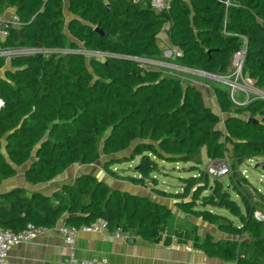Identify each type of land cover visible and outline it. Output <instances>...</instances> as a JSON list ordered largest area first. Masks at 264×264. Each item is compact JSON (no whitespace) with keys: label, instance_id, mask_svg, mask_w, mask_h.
<instances>
[{"label":"trees","instance_id":"16d2710c","mask_svg":"<svg viewBox=\"0 0 264 264\" xmlns=\"http://www.w3.org/2000/svg\"><path fill=\"white\" fill-rule=\"evenodd\" d=\"M9 7L17 9L20 25L0 41L1 48L82 46L103 58L72 53L11 59L15 71L0 78L5 104L0 111V187L23 167L30 185L49 184L73 165H94L101 152L112 157L104 172L135 186H144L159 171L156 160L196 164L204 148L212 162L230 155L234 163L227 184L214 178L211 185V176L196 167L199 176L181 179L182 191L173 196L176 208L218 226L221 233L250 238L235 242L209 236L198 245L207 256L264 264V221L255 219L258 207L242 190L249 181L237 175L246 161H264V100L239 107L228 88L211 85L222 119L197 87L137 61L163 60L158 41L164 29L171 48L180 53L174 59L177 65L205 74L226 73L234 55L245 48L244 76L264 92V0H173L162 13L128 0H69V21L64 0L0 1L1 14ZM66 28L75 42L66 36ZM4 66L1 58L0 69ZM129 150L131 157H117ZM138 157V176L114 171V166ZM163 193L156 190L157 195ZM207 207L228 212L237 223ZM100 219L110 231L135 232L151 241L165 234L173 213L89 174L52 196L21 187L0 192V228L6 231L21 233L29 225L52 231L61 220L80 229Z\"/></svg>","mask_w":264,"mask_h":264},{"label":"crops","instance_id":"0c3cea01","mask_svg":"<svg viewBox=\"0 0 264 264\" xmlns=\"http://www.w3.org/2000/svg\"><path fill=\"white\" fill-rule=\"evenodd\" d=\"M64 4L65 18L66 21H69L72 18V15L69 13V0H64ZM16 12V8L9 7L2 13V15L6 20H9L16 15ZM64 32L71 42H75V40L70 37L68 28H66ZM165 37L166 41H163L171 48L166 32ZM160 39L161 36L159 37V41ZM159 41L158 44L160 46ZM160 48L162 49L161 46ZM3 59L5 60V66L0 69V78L6 79V72L15 70L11 68V59ZM198 89L203 93L206 104L208 101L209 104H211V106H207L215 114L221 116L222 114L212 88L202 85L201 89ZM202 150H205L204 156L206 159H204V165H206L207 162H210L211 160L207 157L206 149L204 148ZM3 152L5 153L4 150ZM199 161L201 164L190 163L191 170L185 172L191 173L192 175L185 176L179 174L178 179H187L195 177V175L199 176V173L196 174L194 172V170L198 171L196 167L200 168V165H202L203 160L199 159ZM204 165L201 166L202 169ZM78 168V165H73L49 184L38 186L30 185L26 181L24 173L22 176L18 173L16 178L3 182L0 187V192L12 189L13 187H21L27 190V185L29 184L30 187H36L32 192H41L44 195L52 196L54 193L59 192L63 186L71 184L76 177L82 174H89L97 177L114 190L145 197L171 209L167 203L155 201V196L152 197V194L144 191L141 187L135 186L129 182H116L106 173L102 174L90 170L82 171ZM185 170H187V168H185ZM15 180L18 181L15 182ZM6 183H11L12 185L7 187ZM41 186L47 187L45 188V191L41 190ZM211 212L230 218L228 212L224 210H211ZM172 213L173 219L169 222L168 229L165 234L156 240H144L135 232L124 233L123 236L118 239L115 236V231L107 230L90 233L79 231L75 236L73 246H69L66 243L65 237L59 233L60 227L64 224L63 220H61L54 230L43 233L33 242L12 248L9 258L14 264H62L69 259L71 255L79 261H88L103 257L108 260L109 264H237L236 262H225L219 258L209 257L204 251L198 248V245L205 242L206 238L209 236L213 237L215 241H250V238L247 237L242 239L237 237V239H235L234 236L221 233L218 226H212L202 219H197L190 214H185L178 208L175 211L172 210ZM130 241L134 242L131 243Z\"/></svg>","mask_w":264,"mask_h":264},{"label":"rangeland","instance_id":"374dc122","mask_svg":"<svg viewBox=\"0 0 264 264\" xmlns=\"http://www.w3.org/2000/svg\"><path fill=\"white\" fill-rule=\"evenodd\" d=\"M165 32L166 30L164 29L159 35V37L161 36L159 43L163 50V55H162L163 60H148V59L138 60V62H140L143 65V67L149 70L162 71L164 72L165 75H168L174 78H179L184 82V84H190L200 89L202 85L209 86V87H211V85H215V86L220 85L219 83H217L214 79H212L209 76H206L200 73L191 72L190 70L182 69L180 66H178L174 60L175 58L173 57V55L169 56L170 53L174 54L175 50L171 49L169 46L165 44L164 42L166 41ZM88 58L89 59L90 58L102 59L101 56H98V55H93V56L89 55ZM242 84H243V81H242ZM258 93L259 92H255L251 94L249 98H246V96H243L241 92H237V98L239 102L242 104V105H239V107H243L244 105H247L248 103L254 100H259L260 95ZM242 97H243V100H242ZM207 105L211 106V104H209V101L207 102ZM221 118L224 119L225 116L221 115ZM219 129L221 131H224L223 124L219 126ZM204 153H205V150H201V153H200L201 157L197 158V160L198 159L203 160L202 165H200L201 169H202L201 166L205 164L204 159H206L204 156ZM123 156L131 157V150L123 154L117 155L118 158H121ZM110 160H112V157L105 156L101 152V158L94 165L92 166L78 165L79 166L78 169L82 171L90 170L92 172H100L102 174H105L102 168L104 164ZM156 161L158 162V166L160 168L159 171L152 174L151 176L152 178L144 181L145 182L144 186H138V187H141L144 191H147L150 194H152V197L155 196L154 197L155 201L165 202L167 203L168 206H170V208L173 211H175L177 208H176V202H175L176 198L174 197L182 191V187H183V183L181 182V180L178 179V175L179 174L185 175V176L192 175L191 173H185L186 171L191 170L190 165L189 164H169V163L167 164V163H164L158 160ZM224 161L227 162L228 166L230 167V172L232 173L233 171L232 165L234 162L231 156L229 155L228 158H226ZM263 162L264 161L261 159L246 161L241 167H239V170H237V175H238L239 180H242L244 178L249 181V183L245 185V188H243L242 190L251 197L253 204L258 207L257 210L261 212H264V167L261 166ZM210 163H212V161L207 162V164L204 165L203 167V171L207 175H208L207 168L209 167ZM141 164H142V158L138 157L135 159L134 162L117 165V166H114L113 169L114 171L117 172L119 176H125V177L134 176L135 177L137 175L136 174L137 168ZM185 168H187V170H185ZM23 170H24V167L21 170H19V173L21 174V176L23 175V172H22ZM194 172L196 174L199 173V171L197 170H194ZM229 176L218 178V180L221 179L225 184H227L230 179ZM209 178H210V184L213 185L214 178L212 177H209ZM114 180L116 182L122 181L118 179L117 180L114 179ZM17 181L18 180H15V182ZM11 185H12L11 183L7 184V187H10ZM35 188L36 187H30L29 184L27 185L28 192H32V190ZM40 188L41 190L45 191V188L47 187L41 186ZM157 189H159L162 193L163 192L164 193L162 195H157L156 194ZM169 193H171L170 196H169ZM231 195H232V198L242 206L240 197L237 195V193L231 190ZM205 209H209L212 211H218L216 209H212L211 207H207ZM230 218L233 219L237 223L236 219H234L231 216ZM234 238L237 239V237L235 236Z\"/></svg>","mask_w":264,"mask_h":264},{"label":"built area","instance_id":"2783aa9c","mask_svg":"<svg viewBox=\"0 0 264 264\" xmlns=\"http://www.w3.org/2000/svg\"><path fill=\"white\" fill-rule=\"evenodd\" d=\"M128 1H131L133 3H145L154 12L162 13L170 9V5L173 0H128ZM19 25H20V21L18 16L14 15L11 19L6 20L3 17V15L0 13V41L4 42L9 36L10 29L13 27H17ZM174 52H175L174 54L169 52L170 53L169 56L173 55V57L176 58L177 56L180 55L178 51L175 50ZM72 53L74 54L80 53L85 55L87 58L89 55L90 56L98 55L101 56V58H103L102 54L96 52H90L83 48H80L79 50L71 49V48L60 50V49H44V48L4 49L0 47V59L1 58L12 59L13 57L16 56L34 57L37 55L50 56L57 54L67 55ZM245 54H246V50L245 48H243L242 51L237 52L234 55L231 61V65L226 73L211 77L217 83L225 86L230 90L231 99L238 106L242 104L239 102L237 98V92H241L243 96H246V98H249V96L255 92H259L258 93L260 95L259 100H264V92L254 86L253 80L244 76L243 70H244ZM138 60L140 59H137V61ZM181 68L186 69L183 67ZM190 71L205 75L202 72L193 71V70ZM4 106L5 104L3 100L0 98V111L4 108ZM207 173L209 176L215 179L229 176L231 174L230 167L228 166L226 161L212 162L207 168ZM255 219L259 222L264 221V212L257 211L255 213ZM107 230L108 228L106 221L100 219L92 226L82 227L80 229L69 227L63 224L59 229V233L65 237L66 243L69 246H73L75 242V236L78 234L79 231L90 233V232H102ZM46 232L48 231L45 229L35 228L32 225H29L27 229L21 233H14L0 228V264H14L10 261L9 258V254L12 248L23 244L31 243L37 238H39L43 233ZM123 234L124 233L121 232L120 230L115 231V236L118 239H120V237H122ZM62 264H109V263L108 260L103 257L95 258L88 261H79L75 259L73 255H71V257Z\"/></svg>","mask_w":264,"mask_h":264},{"label":"water","instance_id":"95a60500","mask_svg":"<svg viewBox=\"0 0 264 264\" xmlns=\"http://www.w3.org/2000/svg\"><path fill=\"white\" fill-rule=\"evenodd\" d=\"M96 32H98L99 34L103 35V36H106L103 31L101 29H96ZM82 48V47H81ZM205 74V73H204ZM206 76H209V77H213L215 75H210V74H205ZM249 122L251 123H259V120L255 119V118H250L248 120ZM262 167H264V162L262 163L261 165ZM25 170V169H24ZM24 170L22 172H24ZM131 243L134 242V241H130Z\"/></svg>","mask_w":264,"mask_h":264}]
</instances>
